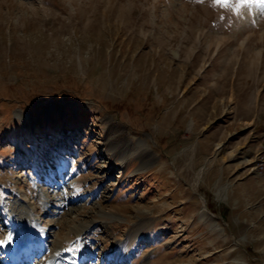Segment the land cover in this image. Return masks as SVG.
I'll list each match as a JSON object with an SVG mask.
<instances>
[{
	"label": "rangeland",
	"instance_id": "obj_1",
	"mask_svg": "<svg viewBox=\"0 0 264 264\" xmlns=\"http://www.w3.org/2000/svg\"><path fill=\"white\" fill-rule=\"evenodd\" d=\"M240 4L0 0V241L25 208L44 236L0 264H264V8Z\"/></svg>",
	"mask_w": 264,
	"mask_h": 264
},
{
	"label": "bare ground",
	"instance_id": "obj_2",
	"mask_svg": "<svg viewBox=\"0 0 264 264\" xmlns=\"http://www.w3.org/2000/svg\"><path fill=\"white\" fill-rule=\"evenodd\" d=\"M13 204L17 205L16 202H14ZM9 212L10 213H7V217L9 219H12L13 222H15L13 224L15 227V232H14L15 234L13 237L11 236L12 237L11 243L6 244L4 246V249L6 250L5 251L6 256L8 258L11 257V259H8L9 261L11 260L13 263H14V261L16 263H19V262H21L22 258L26 257L27 253L30 251V250L29 251L25 250L26 249L25 246H27L29 244L28 242H30V244H32L34 246H39V245H41V242L43 243L42 239L44 238V236L39 238L40 230L34 229L37 226H36V223H35L34 218H33V209L32 208H27V210L25 208L24 213L27 212L28 218L23 217L24 213H21V210H20V212H16V211L11 212L9 210ZM200 215H201V217H203L205 215L204 210H202ZM38 240H39V242H38ZM129 244H130V241H127V243H125V244H118L117 245L118 247L116 248L115 253H114L115 259H119V260L123 259V257L129 251ZM25 251H27V253ZM22 254H24V255L22 256ZM21 256H22V258H21ZM57 258H58V255H54L53 257H50L48 259V261H47L48 263H46V262L45 263L46 264H56ZM78 259H81V258H78ZM27 260L30 261V259H27ZM27 260H25L24 263H27L26 262ZM32 261H34V258L31 260V262Z\"/></svg>",
	"mask_w": 264,
	"mask_h": 264
},
{
	"label": "snow or ice",
	"instance_id": "obj_3",
	"mask_svg": "<svg viewBox=\"0 0 264 264\" xmlns=\"http://www.w3.org/2000/svg\"><path fill=\"white\" fill-rule=\"evenodd\" d=\"M215 3L218 5H226L227 0H215ZM256 4L258 7L264 8V0H241V4L238 6H247L248 4ZM12 237L9 235L4 241H0V247L5 246L6 244L11 243Z\"/></svg>",
	"mask_w": 264,
	"mask_h": 264
}]
</instances>
